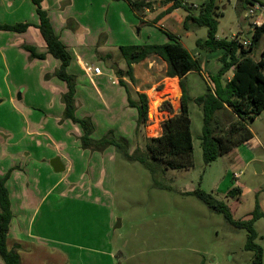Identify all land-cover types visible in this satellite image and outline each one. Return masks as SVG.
Listing matches in <instances>:
<instances>
[{
  "label": "rangeland",
  "instance_id": "rangeland-1",
  "mask_svg": "<svg viewBox=\"0 0 264 264\" xmlns=\"http://www.w3.org/2000/svg\"><path fill=\"white\" fill-rule=\"evenodd\" d=\"M189 1L198 5V8H191L192 13L197 15L205 0ZM150 2V12L144 13L145 17L148 16L147 20L141 19L144 23L126 0H74L72 8L66 10L77 22L87 26L86 40L95 44H111L109 50L118 51L120 57L121 51L115 45H162L169 42L167 34L170 32L197 57L196 41L207 39L208 29L195 26V29L193 27L186 31L183 21L188 13L183 8L174 11L172 16L166 15L154 22L155 19L149 14L158 13L159 9L168 5H163L159 0ZM222 6L226 8L219 17L218 36L231 40L236 34L240 41L251 40L249 20L238 9L239 0H225ZM55 16L53 14V18ZM190 25L194 26L193 23ZM98 31L103 32L97 37ZM83 33H79L80 39ZM2 44L0 40L2 50H5ZM263 47L264 36L254 47L253 58L258 60ZM3 54L7 60L1 58L0 52V137L12 138V147H1L0 153L12 151L14 155H10L11 159L7 162H23L21 170L28 173L31 183L30 189L25 191L26 199L29 205L32 203L29 207L34 209L42 193L52 186L47 180L36 187L43 173L50 171L42 167V160L49 157L48 165L52 167L50 160L57 158L59 151L63 150L66 164L73 169V173L65 185L44 201V205L59 207L57 225L60 228L56 230L59 231L58 238L73 244L64 247L65 254L71 258L70 264H253L255 253L245 248L248 232L233 227L225 215L209 208L194 195L197 190L224 202L236 220L245 219L259 205L262 218L255 223L258 233L256 242L262 246L264 264V172L259 174L256 168L260 166L264 169L263 149L253 142L243 144L236 148L235 153L206 164L202 150L203 113L192 101L189 108L194 146L193 167L173 170L165 169L164 164H160L156 177H153L142 164L129 161L113 146L107 148V152L104 150L105 154L85 150L81 142L84 136L82 127L64 121L59 115L56 87L52 83L45 87V82H37L40 73L49 71L42 70L39 65L38 68L26 65L27 54L24 52L22 55L18 53L17 58L10 57L8 51H3ZM156 59L157 68L150 74L149 84L140 86L129 78L125 80L134 100L138 101V95L142 93L147 96L148 121L140 127L137 126V111L131 109L128 103L125 109L121 97L118 98L116 113L110 110L107 113L100 107L101 102L89 86L79 84L78 89L88 94V100L80 97V105L85 104V109L78 105L77 117L92 118L95 126L94 133L90 135L92 140L99 141L109 134L108 138L113 136L127 142L128 152L133 153L135 150L144 151L148 139L162 134V123L170 117L169 108L173 110V105L178 106V101L172 92L174 85L171 86L169 80L161 82L167 75L161 60ZM43 67L47 69V66ZM122 67L124 71L128 70L127 65ZM206 73L207 81L197 73H192L185 81L191 100L214 87L210 79L212 75ZM62 85L66 86L65 83ZM138 88L142 93L136 92ZM11 92L17 100L18 111L9 105ZM117 116L126 126L108 127L116 123ZM34 117L38 118L37 127ZM219 117L224 122L228 116L220 114ZM29 119H32L31 124H28ZM105 123L109 124L105 126L107 132ZM251 127L264 143L261 136L264 115ZM26 161L28 166L25 165ZM0 162H5L4 155L0 156ZM239 163H244V166L241 167ZM0 168L3 170L5 166L0 165ZM236 171L243 172L240 178L241 194L227 196L237 186L234 180ZM7 178L9 174L4 179ZM69 183H77V190L70 195L57 197ZM45 207L37 219V225L46 218L48 221L54 220L53 214L46 213ZM56 230L54 228L49 232L45 229L44 233L52 238L57 236ZM36 247L38 250L32 257V263H56L50 257L55 253L49 250L50 244L41 242Z\"/></svg>",
  "mask_w": 264,
  "mask_h": 264
},
{
  "label": "trees",
  "instance_id": "trees-1",
  "mask_svg": "<svg viewBox=\"0 0 264 264\" xmlns=\"http://www.w3.org/2000/svg\"><path fill=\"white\" fill-rule=\"evenodd\" d=\"M126 1L140 20L145 17V10L152 5L150 0ZM160 1L163 5L172 2V0ZM224 1L205 0L201 4L197 15L192 13L191 5L187 6L183 4V1H175L165 13L183 8L188 13L184 21L186 31L191 29V23L194 26L208 29L207 39L196 41L197 48L210 53L223 51L220 58L222 68L216 75L210 76L214 88L208 89L204 95L194 100H191L186 89L185 78L192 72L199 73L201 71L200 62L176 36L171 33L167 34L169 42L162 45H130L120 48L128 70L123 71L118 66H114L113 70L119 79L120 86L125 88L128 94L129 107L137 111L138 127L148 121L147 96L146 94H140L138 95L139 100H134L124 82L125 77H128L132 82H136L133 75L135 64L141 63L151 56L160 57L167 64V77L179 78L183 92L181 110L173 115L172 109L169 108L170 114L173 116L162 123V134L159 137L148 139L144 151L135 150L133 153L128 152L127 142L123 139H115L113 136L108 138L109 134L99 141L92 140L90 135L94 133L95 127L92 119L77 117V80L76 76L68 72L73 56L56 35L48 12L43 9L44 0H33L39 18L38 25L31 23L0 25V30L25 33L33 26L40 30L46 43L47 52L44 54L38 53L36 48L30 46L25 47V49L30 53L32 59L45 60L50 55L61 62L60 68L56 71V76L67 84V92L62 98L65 104L63 120H69L82 127L84 136L81 142L85 150L103 152L108 147L113 146L122 152L129 161L142 164L151 172L153 177H156V171L160 164H164L165 169L173 170L189 169L194 165V146L189 108L192 101L201 108L203 113L202 150L206 164L228 155L239 146L249 143L254 137L249 126L264 111V62L262 60L255 61L252 52L264 36V24L260 27H254L252 43L249 47H245L238 39H220L217 35L219 17L223 15V10L226 8L225 6L221 7ZM254 3L263 5L258 0H239L238 9L246 11ZM162 16H159L154 22H158ZM141 22L144 23L142 20ZM229 72L233 73L230 80L226 78ZM220 114H227L228 117L224 122L220 119ZM240 194L241 189L236 187L227 196L235 197ZM194 195L212 210L225 215L227 221L233 227L245 229L248 232L245 248L255 253L253 264H263V249L256 242L258 233L255 230V223L262 218L259 205L257 204L255 210L245 219L236 220L232 217L229 207L224 202L216 200L212 195L201 190L195 191ZM12 219L13 211L6 179L0 178V258L5 264H21L20 255L15 250L9 249L7 244Z\"/></svg>",
  "mask_w": 264,
  "mask_h": 264
},
{
  "label": "crops",
  "instance_id": "crops-1",
  "mask_svg": "<svg viewBox=\"0 0 264 264\" xmlns=\"http://www.w3.org/2000/svg\"><path fill=\"white\" fill-rule=\"evenodd\" d=\"M258 1L263 4L262 7L264 8V2H263L264 0H258ZM73 2L74 0H44L43 9L48 12L49 18L51 20V23H52V26H53V29L56 35L60 38V40L64 43V45L72 53L73 61L70 67L68 68V72L69 74L76 76V80H77L76 105L77 107L78 105H80L81 103L80 97L88 100V94L83 93L81 92V90L78 89L79 84H82V85L86 84L87 86H89L91 92L94 93V95L98 97L99 101L101 102L100 107L104 108L106 112L107 110H110L112 111L111 113L115 114L117 111L116 107H117L118 98L120 97L122 98L123 106L125 109L127 108L128 94L125 88L123 87L121 89L119 88L120 86V83H118L119 79L115 75L113 67L118 66L119 69L123 70L122 66L125 67L127 64L124 61V59L120 57L119 54H117L118 51L111 52L109 50L111 44L110 45L109 44H95L93 42H90L89 40H86V38H84L86 30H87V26L84 27L79 22H77L76 18L74 16H71L72 14H69L68 10H66V9H69V7L72 8ZM189 3L193 4V2L191 3L190 1ZM194 4L197 5L196 3ZM167 5H168L167 8L159 9L158 13H152L149 15L152 16L153 20L157 19L159 16H162L163 13H166L172 4H167ZM174 11H177V10H174ZM174 11L171 13L165 14L158 21L162 20L166 15L172 16ZM55 12L58 13L60 16L57 15ZM241 12L243 13L244 18H245L246 11L242 9ZM53 14L56 15L54 18H53ZM154 15L155 17H153ZM147 17L148 16L143 17L142 19L146 21ZM59 19L61 21H59ZM246 19L249 20V24H250V30L248 32L252 34L254 27L256 26L260 27L264 24V11L256 13L253 17L246 18ZM21 23H31L33 25H38L39 18L36 13V6L33 0H0V25H17ZM193 27L194 29L196 28L195 26H191L190 28H193ZM240 28L242 29L243 27L240 26ZM102 32L103 31H98L95 36L98 37ZM79 33H83L82 39L78 37ZM124 34L127 36L130 35V33H124ZM219 38L222 39L221 37ZM232 39H238V36H236V34H233ZM0 40L2 41L3 43L2 45L5 49V50H2V46L0 45L1 58H3V60H7L6 59L7 56L3 54V51L10 52V57H15V58L18 57V53L22 55V52H24L27 54V56L25 57L26 65H30L33 68H38L37 65H39V67H41L42 70L49 71L48 73H45V72L40 73V79L36 81L37 82L40 81V83L45 82L44 83L45 87L49 83H52L53 86L56 87V92L59 93L57 96V98H59V101H58L59 102V115L61 119H63L64 112H65V104L62 98H63V95L67 92V84L61 81L56 76V71L60 68L61 62L53 58L50 55H48L45 60L32 59L30 53L25 49V47L30 46V47L36 48L38 53L44 54L47 52L46 43L40 33V30L36 26L29 28L25 33H15V32L0 30ZM133 45H137V44H133ZM146 45H150V44H146ZM122 46H130V45H126V44L115 45V47L119 51ZM195 53L197 55L196 59L199 60L200 67H201V71L197 74L200 75L202 79L204 78V81H207L206 75L208 73L206 72H210V75L213 76V75H216L217 72L222 68V63L220 62V58L223 55L222 50L210 53V52L198 49ZM263 54H264V47L261 50L260 57L258 58V60H256L255 58L253 59L255 61H261ZM109 56L111 57L110 59L108 58ZM156 58L161 60V62L163 63V68H165V73L167 72V64L160 57L151 56L147 58L145 61L135 64L133 66V75L135 77L136 82L139 83L138 85L143 86L144 84H149L148 82L149 76L150 74L154 73L157 68L155 67V65H157ZM85 64L100 67L102 69V74L98 76L89 77L84 72V69H83V66ZM43 66H47L48 70L46 69V67H43ZM192 73H196V72H192ZM192 73L186 76L185 81L188 80L189 76ZM232 75L233 73L229 72L226 75V78L230 80L232 78ZM126 78L128 77L124 78V82L128 86V89L132 96V91L130 89V86L125 81ZM50 79L52 80V82L49 81ZM58 80L59 82L65 83L66 86L62 85V83H59ZM167 80H169V82L171 83L170 84L171 86L175 84L174 85L175 89L179 90V94H178L176 93L175 90H173L174 88L172 87V92L175 94L174 98L175 100L178 101V106L173 105L172 107L174 110V111L172 110L173 115H175L179 113L181 110V98L183 94L182 88L180 85L181 80L179 78H169L165 76L161 80V82L166 83ZM114 81L116 83H114ZM122 90L124 91V93ZM147 91L148 90H146L145 92ZM136 92L142 93V91H140L139 88L136 89ZM142 94H146V93H142ZM196 98L197 97H194L193 100ZM2 101L4 102L5 100L2 99ZM16 103H17V100L14 96V93L11 92L9 94V105H12L13 108L17 110ZM80 106L81 108L85 109V104L82 103ZM34 113H36V109ZM173 115L170 114V117ZM263 115H264V111L258 118L260 117L262 118ZM257 119L253 123H256ZM120 120L121 118L117 116L116 123L114 122L112 125L108 127H125L126 124L121 123ZM31 121L32 119H29L28 122L30 123L28 124H31ZM34 121L36 124L35 127H37L38 118L34 117ZM66 122L69 123L70 121L66 120ZM107 125L109 124L105 123L104 127ZM251 125L249 126V128L254 137L249 143L252 144L253 142L255 145L259 146L261 149L264 150L263 140L260 139L259 134H257V132H255L252 129ZM105 129L107 132L108 128L105 127ZM121 129L122 128H120V130ZM4 133H7V132H4ZM261 136L264 137V130H262ZM11 142H12V138H8V136L0 137V148L2 147L3 149H5V147H12ZM34 145H36V143ZM36 147H38V145H36ZM105 151L99 152V154H105ZM107 151H109V149ZM62 152L63 150L61 152L59 151L58 156H57V158L59 157L61 159L65 167V170L61 173L54 172L52 170V167L48 165L49 157L47 158L45 157L43 158L44 160H42L43 162L41 161L43 163L41 164L42 167H45L47 169L49 168L50 171L47 170L45 173H43L42 180L40 181L39 184H36V187L41 186L42 183L46 182L47 180L51 182L50 184H52V186L49 191L42 193L43 194L42 197L40 198V200H38L40 202L36 204L34 209H31L29 207L32 203L29 205V202L26 199L25 191L30 189L31 183H30V176L28 175V173L27 172L24 173V171L21 170L22 167L24 166L23 162H20L19 164L15 162L13 163L7 162L8 159H11L10 155H14L12 154V151L11 152L2 151V153H0V156L4 155V159H5V162H0V165L5 166L3 170L0 168V178H5L9 174V178L6 179V185L10 193L11 206H12V211H13V219H12V222L9 228L7 244H8L9 249L15 250L20 255L21 264H35V263H32L31 260L33 259L32 257L34 256L35 253H37V250H38L36 247V244L41 243V242L50 244L51 248L49 250L55 251V253L50 256L56 262L55 264H70L69 260H71V258L69 255L65 254L64 247L66 246L70 247L73 244L71 243L72 245H70L68 243L69 241L66 242L63 239L58 238L59 231L56 230L60 228L57 225V215L59 212L58 211L59 207L56 208V207H53V205L45 207L44 205L45 203L44 201L50 195L54 194L61 186L65 185L66 182L70 180V177L73 173V169L66 164L67 160ZM84 152H87V151H84ZM235 152H236V149L232 151L230 154H233ZM51 161L52 159L50 160V162ZM3 163H6V165ZM241 164L239 163L241 167L244 166L243 165L244 163L242 165ZM25 165L28 166L27 161ZM17 167L19 168V170ZM256 167H257V171L259 172V174H262L264 172L263 167H260V166H256ZM67 186L68 187H65L62 190V192L58 193L56 196L57 197L60 196L61 198L63 195H70L71 193L77 190L76 189L77 183H69ZM43 207L47 209L46 213L49 214L51 212V214H53L54 220L48 221V218H46L45 220L40 221V223L37 225V219L40 216ZM54 228L56 230L57 236H54V237L52 236V238H50V236L47 237L46 234L44 233L45 229L51 232ZM66 260L67 262H65ZM0 264H5L1 258H0Z\"/></svg>",
  "mask_w": 264,
  "mask_h": 264
},
{
  "label": "built area",
  "instance_id": "built-area-1",
  "mask_svg": "<svg viewBox=\"0 0 264 264\" xmlns=\"http://www.w3.org/2000/svg\"><path fill=\"white\" fill-rule=\"evenodd\" d=\"M175 1H183V4H190L188 0H172L171 3L169 4H173ZM193 8H198V5L195 4H190ZM150 8H147L145 11L146 12H150L149 10ZM261 11H264V8L262 7L261 4L259 3H254L253 5L249 6L248 9L246 10L245 13V18H251L253 17L256 13H259ZM251 40H244L241 41V43L245 46V47H249L251 45ZM262 61L264 62V54L262 56ZM84 72L89 76V77H93V76H98L102 74V69L100 67L97 66H93V65H89V64H85L83 66ZM114 83H116L114 81ZM243 175L242 171H236L234 173V180L236 182V187L240 188L242 185L240 183V178Z\"/></svg>",
  "mask_w": 264,
  "mask_h": 264
},
{
  "label": "water",
  "instance_id": "water-1",
  "mask_svg": "<svg viewBox=\"0 0 264 264\" xmlns=\"http://www.w3.org/2000/svg\"><path fill=\"white\" fill-rule=\"evenodd\" d=\"M51 165L54 169V171L56 173H61L65 170V167L61 161V159L58 157V158H55L51 161ZM257 168V167H256ZM258 172V171H257ZM259 173V172H258Z\"/></svg>",
  "mask_w": 264,
  "mask_h": 264
},
{
  "label": "bare ground",
  "instance_id": "bare-ground-1",
  "mask_svg": "<svg viewBox=\"0 0 264 264\" xmlns=\"http://www.w3.org/2000/svg\"><path fill=\"white\" fill-rule=\"evenodd\" d=\"M175 83V82H174ZM175 85V84H174ZM176 91V93H179V90L178 89H174Z\"/></svg>",
  "mask_w": 264,
  "mask_h": 264
}]
</instances>
